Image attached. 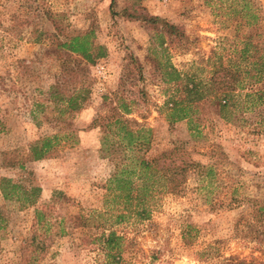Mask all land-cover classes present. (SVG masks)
<instances>
[{
  "label": "rangeland",
  "instance_id": "1",
  "mask_svg": "<svg viewBox=\"0 0 264 264\" xmlns=\"http://www.w3.org/2000/svg\"><path fill=\"white\" fill-rule=\"evenodd\" d=\"M252 1L264 11V0ZM244 4L0 0V178L41 189L35 206L24 205L19 194L9 200L0 194V264H264V98L244 99L224 116L194 102L190 118L167 120L171 101L183 96L177 91L183 81H165L169 66L181 77L205 79L212 52L235 59L233 47L247 20L232 9ZM140 7L178 34L160 38L151 27L125 19L123 10L139 14ZM55 27L69 36L92 32L106 56L94 65L66 58L55 46ZM81 88L88 94L76 112L51 96L55 91L67 98ZM121 99L130 105L121 114L125 123L150 130L148 157L182 142L202 167L190 168L180 193L159 195L149 219L113 224L122 239L109 251L94 240L101 228L74 223L78 213L88 218L107 208L114 165L100 152L106 134L101 118ZM52 135L59 145L51 158L25 161L31 143ZM47 204L55 217H64V234L54 237L56 225L35 223V208ZM102 220L95 213L90 223ZM33 234L47 237L44 249L29 244Z\"/></svg>",
  "mask_w": 264,
  "mask_h": 264
},
{
  "label": "trees",
  "instance_id": "2",
  "mask_svg": "<svg viewBox=\"0 0 264 264\" xmlns=\"http://www.w3.org/2000/svg\"><path fill=\"white\" fill-rule=\"evenodd\" d=\"M243 1H245L244 5L232 9L236 15H241L247 20L245 25L247 31L241 36L237 35L238 44L233 47L235 59L232 57L222 59V56H216L212 52L206 61L210 75L205 79H197L195 75L190 74L181 77L177 69L169 66L166 83L177 84L183 81L178 86L180 88H177L183 96L171 101L172 107L167 119L170 123L190 118L194 102H205L214 108L217 116H224V113L242 104L244 99L252 97V99L261 100L264 98V11L252 0ZM138 13L131 14L123 10L126 20L137 21L151 27L160 38L178 34L177 28L164 19L145 14L143 8ZM54 30L52 37L55 46L58 52L67 54L66 58L78 56L85 63L94 65L97 60L106 56L105 49L94 44L90 39L92 32L69 36L64 34L60 27H55ZM60 37L63 39H59ZM160 45H163V41ZM77 68L81 72L84 71L80 64ZM250 88L255 91L248 92ZM87 94L88 90L81 88L78 91L75 90L67 98L55 91L51 96L58 102L66 103L69 112H76L82 108ZM129 107L130 105L121 99L119 106L111 112V115L101 118L103 123L101 127L105 129L106 134L101 138L100 152L114 165V170L105 188L104 203L107 208L99 212L90 211L88 218L78 213L77 223H74L76 226L87 222L85 227L101 228L100 236L94 240H99L109 251L117 248L122 239L116 234L112 227L113 224L149 219L159 195L180 193L190 168L202 167L190 158L182 142L173 144L171 149L155 157H148L146 153L151 141L147 135L150 130L147 128L133 129L125 123L121 114L129 113ZM58 145L57 135L41 137L29 145L24 157L25 161L51 158ZM20 167H22L21 164ZM40 190L39 187L33 185L23 186L8 177L0 178V194L4 200H9L13 198L12 196L19 194L22 196L24 205L35 206L38 202L37 193ZM109 203H113L114 206L110 208ZM52 207L50 204L44 205L41 209L36 207L34 217L36 224L44 221L46 227L56 225L55 228H59V231L53 234L55 237L65 233L61 226L64 217H55ZM95 213L103 220L90 223ZM1 218L0 210V229L3 227ZM46 239L47 237L38 239L36 234H33L28 241L31 246L35 247V250H42L46 246Z\"/></svg>",
  "mask_w": 264,
  "mask_h": 264
}]
</instances>
